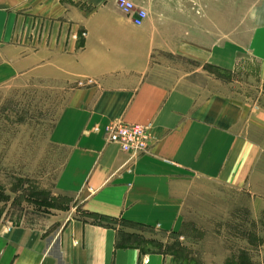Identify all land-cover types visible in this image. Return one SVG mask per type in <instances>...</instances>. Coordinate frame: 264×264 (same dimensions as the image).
<instances>
[{"label": "crops", "instance_id": "obj_1", "mask_svg": "<svg viewBox=\"0 0 264 264\" xmlns=\"http://www.w3.org/2000/svg\"><path fill=\"white\" fill-rule=\"evenodd\" d=\"M131 1L141 25L114 0H0V86L35 74L70 85L50 141L65 151L54 187L72 204L33 222L0 218V264H175L127 227L179 232L200 182L264 198V107L193 79L209 77L207 64L233 73L245 55L264 82V0ZM165 55L197 67L160 76ZM113 120L149 125L148 151L128 160L106 140Z\"/></svg>", "mask_w": 264, "mask_h": 264}, {"label": "rangeland", "instance_id": "obj_2", "mask_svg": "<svg viewBox=\"0 0 264 264\" xmlns=\"http://www.w3.org/2000/svg\"><path fill=\"white\" fill-rule=\"evenodd\" d=\"M245 4L241 1V25L246 21ZM165 56L160 62L163 64L156 66L160 76L168 72L181 78L197 67L193 61ZM204 67L209 77L193 74V79L205 87L207 94L221 90L240 102L264 107V82L255 60L243 55L233 73L210 64ZM216 73L222 85L213 80ZM50 77L19 75L0 86L3 221L33 222L47 215H66L72 207L70 196L54 187L65 151L50 141L51 128L70 85ZM258 170L264 173V155ZM200 185L192 190L179 232L127 227L136 243L172 255L175 264H264V198L255 200L246 189L233 190L210 182Z\"/></svg>", "mask_w": 264, "mask_h": 264}, {"label": "built area", "instance_id": "obj_3", "mask_svg": "<svg viewBox=\"0 0 264 264\" xmlns=\"http://www.w3.org/2000/svg\"><path fill=\"white\" fill-rule=\"evenodd\" d=\"M114 3L135 25H141L147 16L146 11L137 7L131 0H114ZM104 132L108 142L117 144L121 151L129 155L128 160L146 153L153 140L149 125L122 120L108 122Z\"/></svg>", "mask_w": 264, "mask_h": 264}, {"label": "trees", "instance_id": "obj_4", "mask_svg": "<svg viewBox=\"0 0 264 264\" xmlns=\"http://www.w3.org/2000/svg\"><path fill=\"white\" fill-rule=\"evenodd\" d=\"M90 216H92V217H94V218H96V219H105V220H109L110 222L111 221H113L111 218H107V217H103V216H98V215H93V214H91Z\"/></svg>", "mask_w": 264, "mask_h": 264}]
</instances>
